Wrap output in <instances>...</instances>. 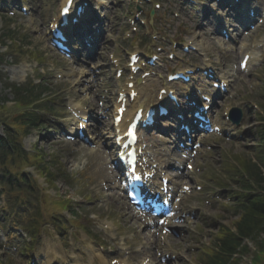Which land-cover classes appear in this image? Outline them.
Masks as SVG:
<instances>
[{
	"label": "rangeland",
	"instance_id": "obj_1",
	"mask_svg": "<svg viewBox=\"0 0 264 264\" xmlns=\"http://www.w3.org/2000/svg\"><path fill=\"white\" fill-rule=\"evenodd\" d=\"M91 1L93 13L99 15L101 12L100 23L104 20L109 22L101 41V49L93 57L86 58L83 55L79 59H65L51 46L49 35V24L57 17L63 0H0V33L12 35L11 37L17 39L20 46L23 44L27 49V51H24L26 50L24 48L14 51L11 49L9 53H6L5 60H0V107L5 100V108L2 109L3 111L0 109V118L6 119L7 114H11L16 107L15 96L10 87L15 83H23L29 78L34 79L38 71L45 73L46 78L44 79L50 91L56 92L53 98L61 107L51 103L53 116L49 115L45 125L41 128L33 129L24 139V144L29 151L40 150L45 155V159L49 161L47 165L56 176V181L52 185L45 182L44 177L38 176L37 184L41 187L43 194L47 195L43 209L49 214L58 213L61 210L54 201L62 197V199H70L69 206L72 204L74 211L77 212V215H74L72 209V214L69 210L62 211L69 221L65 226L55 227L53 221L46 219L48 223L41 228L39 242L33 244L34 249L26 254L28 258L34 256L36 264L48 263L46 260L48 255L52 258L50 264H88L89 257H92L95 263L109 264L112 257L122 258L123 255L129 256V263L140 264L146 255H149L146 253L142 255L141 252L132 250L138 245L136 244L137 239L141 234L138 226L139 220L136 219L137 214L128 208L125 199L116 188L105 191L101 185V181L110 183L109 181L115 180L116 175L109 156L111 147L103 143L112 128L109 127L111 118L107 119V116L103 118L107 112L105 107H108L111 112L114 109L118 91L124 88L123 78L115 77V67L110 65L109 55L114 54L117 58L126 61L130 50L143 48V50L151 51L154 50V46L162 45L166 47L167 52H177L183 57L180 47L174 48L171 41L193 40L194 44L200 47V54L191 52L187 56L188 61L191 59L193 62L204 65V59L209 58L210 62L214 61L216 66L221 65L224 73L230 78L231 93L235 94L233 98L227 96L218 103L215 109L216 116H221L224 107L233 105L242 99L249 100L246 104L243 103L246 109H249L251 102H255L259 109L260 107L264 109L262 100L264 96V64L262 65L264 57H261L260 65L253 64L251 72H241L238 66L242 49L240 47L238 50L233 49V45L229 44L225 49L227 54L222 53L224 50L222 47H226V43L225 46L222 44L217 30L212 28L214 24L203 21L201 17L196 18L191 10H186L184 7L179 8L178 0L177 3L175 0L164 2L162 0V8L156 10L153 19L149 15L150 10H147L144 14L147 26L139 28L144 32L137 31V34L132 33L130 37L126 36L129 29L126 21L127 17L136 10L133 0ZM261 2L263 3L264 0ZM13 3L15 5L13 10L16 14L10 16L8 8ZM104 3H106L105 7ZM21 4L27 5L33 14L22 15L17 9V6ZM173 11H177L179 17H174ZM8 16L12 19L8 20ZM203 16H205L204 13ZM161 17L164 19H160ZM151 19L152 22L149 25ZM157 19L160 21H156ZM232 23H234L233 19ZM152 29L162 31L159 34H162V37L163 33H167L168 38L166 35L163 38L164 41L163 39L153 40L151 34L147 37L144 34L145 30ZM243 37L245 41L262 40L264 26L248 35L244 34ZM10 39L9 37L6 40L8 44L11 43ZM250 49L261 54L263 52L257 47L247 48L244 51ZM6 50L7 47L0 46V52H6ZM29 51L41 58L39 63L36 59L29 57L31 53ZM183 64L164 61L162 67L158 66L159 68L155 69L154 75L150 76L154 80L152 89L154 98L160 87L165 84L169 86L165 80L167 73L173 69H181ZM97 65L100 67L95 71ZM76 66H80L81 69ZM86 69L90 76L87 73V76L82 74V70L86 71ZM170 86L181 92L186 91L187 88L180 83ZM73 103L87 108L91 105L95 110L102 108V117L93 113L95 122L98 121V123L94 122L92 126L94 135L95 131L96 134L98 132L102 135L101 137L96 136L95 139L100 137L101 141L95 140L93 147H83L77 153H72L70 143L58 141L56 137L61 124L73 127L72 117L66 109ZM259 119L260 113L255 108L248 111L246 124L243 127L245 135L238 141H227L220 136H210L202 147L201 155L196 158L197 169L193 174L194 180L191 181L193 185H196L197 178H201L207 194L215 195L216 192H225L226 196H231V191L236 189V184L224 177L223 170L221 172L218 169L220 164L226 167L230 163L229 154L238 161L240 160L237 157L244 156L258 162V157H262L264 148L259 132L262 128L264 129V121H259ZM0 127L3 126L0 125ZM174 133L171 120L167 119L162 128L158 127L150 133L142 134L143 144L148 147L145 152L147 153V150L152 148L151 155L154 156L155 161L160 160V162L172 165L173 155L177 157L181 153L176 149L177 139ZM170 146L173 148H169ZM153 159H149V162ZM198 166H200L199 171ZM214 167H216V172L212 176L216 178L219 176L216 184L205 179L210 173L208 169L211 170ZM262 169L264 176V167ZM29 171L35 174L34 168H30ZM23 196L26 197L25 193ZM205 198L207 195L192 196L184 203L185 206L198 208L197 219L195 221L190 219L184 230L174 235L172 241L167 244L166 250L177 255L176 259H169L168 264H193V262L202 264L197 248L203 247L212 239L219 223L231 225L236 219L235 211L225 206V203H229L227 198L225 201L213 200L211 204H206ZM197 199L198 201L194 203ZM4 204L5 200L2 196L0 197V264H23L26 258L21 257L20 247L22 251V246L28 247L31 244L28 243L30 242L28 233L20 230L26 218L22 220L16 216L5 217L6 212L1 211ZM228 206L230 207V204ZM20 214L25 216L22 211ZM105 226L110 228L104 229ZM7 244H15L16 249L7 250L5 246ZM123 245L126 248L124 251L120 249ZM88 246L92 249V256ZM249 246L252 249L253 243L250 242ZM101 258L105 259L104 262L100 260ZM249 260V256L242 258L245 264L249 263Z\"/></svg>",
	"mask_w": 264,
	"mask_h": 264
},
{
	"label": "trees",
	"instance_id": "obj_2",
	"mask_svg": "<svg viewBox=\"0 0 264 264\" xmlns=\"http://www.w3.org/2000/svg\"><path fill=\"white\" fill-rule=\"evenodd\" d=\"M5 35L0 34V44H4ZM15 48L20 49L17 40ZM32 54V52H31ZM15 95L16 109L11 114H7L6 119L0 118V125L3 126L5 137L0 136V174L2 182L10 188L12 196H20L24 190V179L20 165H39L41 171L43 166L38 160L32 163L27 152L23 149L21 137L26 135L29 129L42 122L43 115L40 110L48 109V102L41 101L43 94L48 91L44 82L39 84L29 81L21 86L12 85ZM1 105L0 109H4ZM3 111V110H2ZM246 173L237 175L242 188L251 190L253 193L237 192L235 199V209L238 218L234 222L233 230L222 225L215 239V248L209 249L210 255L207 264H243V256L250 257V263L264 264V177L257 163L247 159H242ZM19 186L17 188L16 186ZM26 185V183H24ZM30 187V186H29ZM34 192L30 187V193ZM37 198V195H36ZM35 216L41 217V211L36 209ZM32 225V230L38 233L40 224L36 219ZM247 241H252L253 249ZM236 255H239L237 257Z\"/></svg>",
	"mask_w": 264,
	"mask_h": 264
},
{
	"label": "bare ground",
	"instance_id": "obj_3",
	"mask_svg": "<svg viewBox=\"0 0 264 264\" xmlns=\"http://www.w3.org/2000/svg\"><path fill=\"white\" fill-rule=\"evenodd\" d=\"M245 15H247V14H245ZM242 23H244V22H242ZM153 83H154V80L151 79L148 83H146L145 86L140 84L139 87H137V89L140 91V93L142 95H144V96L143 97L138 96V97H136V99L133 102H130L129 109L126 112V115L127 114H132L139 107H143V106H147L148 107L149 105H151L149 103L152 102V98H153L152 92H151ZM166 101H167V98H164L163 102L166 103ZM84 115H86V113H84ZM126 117L127 116H124L123 122H124V120H125ZM123 122L121 124H119V125H114L113 124L114 121H112V124H111L112 126H110L112 128H111V130H109V131H111V133L109 134L108 137H106L107 139L105 138V140L103 141L104 145H106L107 147H111L110 148V151H109V153H110L109 156L111 158V162L112 163H114L115 161L118 160L117 159L118 158V155H117V146H116V143H117V137H118V129L119 128H123ZM99 138H98V140L101 141ZM95 140H97V139H95ZM144 156L146 157L147 155H144ZM142 159H143V157H142ZM117 167L119 169V166H117ZM143 167L147 169V166L146 165H144ZM150 170H152L153 172H155V176H154V178H152L150 180V182L148 183V185L146 187L147 188H150V189L152 187L153 191H156L157 190L156 189V185L153 183V181L154 180H156V181L158 180V177L160 176V174H162V170H160V169H157L156 170V169H152V168ZM160 185H161V183H160ZM171 185L173 186V183H171ZM119 188L122 190V187L120 185H119ZM88 249H89V247H88Z\"/></svg>",
	"mask_w": 264,
	"mask_h": 264
},
{
	"label": "snow or ice",
	"instance_id": "obj_4",
	"mask_svg": "<svg viewBox=\"0 0 264 264\" xmlns=\"http://www.w3.org/2000/svg\"><path fill=\"white\" fill-rule=\"evenodd\" d=\"M65 11H67V9H65Z\"/></svg>",
	"mask_w": 264,
	"mask_h": 264
}]
</instances>
